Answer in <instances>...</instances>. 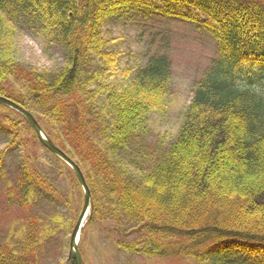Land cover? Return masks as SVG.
<instances>
[{"label":"trees","instance_id":"obj_1","mask_svg":"<svg viewBox=\"0 0 264 264\" xmlns=\"http://www.w3.org/2000/svg\"><path fill=\"white\" fill-rule=\"evenodd\" d=\"M158 1L211 17L218 58L197 81L168 152L152 166L131 168L122 158H108L143 130L151 113L166 110L171 79L170 60L161 54L135 70H123L124 85L115 84L117 55L101 52V27L127 5L125 0H0V96L31 113L53 143L51 135H67L72 151L67 156L81 169L91 194L86 224L113 214L109 205L144 234L141 241L120 244L127 253L201 262L202 253L226 240L264 246V0ZM19 19L35 22L50 44L61 47L66 65L51 81L36 75L31 82H18L9 96L3 85L16 71L13 23ZM94 58L105 64L103 70L89 71ZM89 91L91 98H101V136L109 151L92 147L81 128L74 134L75 148L72 126L81 120L82 104L70 100L86 98ZM16 125L8 118L0 121L11 131ZM98 194L106 203L103 214ZM0 264L35 262L2 249Z\"/></svg>","mask_w":264,"mask_h":264},{"label":"rangeland","instance_id":"obj_2","mask_svg":"<svg viewBox=\"0 0 264 264\" xmlns=\"http://www.w3.org/2000/svg\"><path fill=\"white\" fill-rule=\"evenodd\" d=\"M125 1L127 5L115 10L101 27L104 43L101 52L117 55L115 84L123 86L122 71L135 70L152 56L166 55L171 64L166 110L151 113L142 131L116 153L108 154L110 160L122 158L131 168L144 169L168 152L191 103L196 83L218 58V50L210 29L213 21L207 14L158 0ZM13 27L16 71L3 85L9 96L15 95L18 82H31L36 75L51 81L54 73L66 65L63 49L50 44L35 22L19 19ZM103 68L105 64L94 58L89 71ZM100 75L99 80L105 83L107 77ZM90 91L86 92V98L71 96L70 101L82 104L81 120L72 126L75 148L74 134L77 136L81 128L82 136L87 130L92 147L109 151L110 146L101 136L104 127L100 118L101 98H91ZM7 118L17 125L15 131L0 126V154L3 153L0 160V251L10 250L19 258H26V263L67 264L70 237L83 208V191L73 174L60 167L45 151L19 115L0 109V121L5 122ZM41 123L45 130L49 128L46 121ZM62 129L64 135L67 129ZM51 137L57 146L66 148L67 155L72 152L67 135ZM100 198V194L95 197L103 214L106 203H100ZM108 208L113 214L100 216L101 223L88 225L86 219L83 222L77 245L83 264H264L263 245L236 240L212 246L199 256L201 262L183 257L148 258L127 253L120 244L141 241L144 234L137 233L120 211H113L109 205ZM131 228L134 229L130 233Z\"/></svg>","mask_w":264,"mask_h":264},{"label":"water","instance_id":"obj_3","mask_svg":"<svg viewBox=\"0 0 264 264\" xmlns=\"http://www.w3.org/2000/svg\"><path fill=\"white\" fill-rule=\"evenodd\" d=\"M0 104L7 106L8 108L21 114L28 121L29 125L34 130L41 145L47 151H49L51 154H53L58 159H60L63 163H65L72 170L78 183L80 184L83 194H84V202H83V208H82L81 214L78 218V221L70 237L68 261L72 260L74 264H82L81 257H80V254L77 248V244H78L79 232L81 230L83 222L85 221L87 212L89 211L90 202H91V194L85 182V179L83 177L81 170L63 151H61L55 144L52 143V141L44 134V132L41 130L37 121L33 118V116L28 111H26L19 105L15 104L11 100L4 98L2 96H0Z\"/></svg>","mask_w":264,"mask_h":264}]
</instances>
